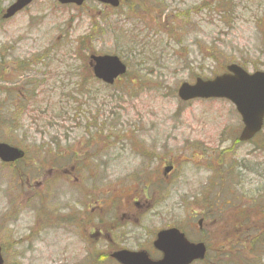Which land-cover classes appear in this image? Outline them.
Here are the masks:
<instances>
[{
  "label": "rangeland",
  "instance_id": "374dc122",
  "mask_svg": "<svg viewBox=\"0 0 264 264\" xmlns=\"http://www.w3.org/2000/svg\"><path fill=\"white\" fill-rule=\"evenodd\" d=\"M91 54L119 55L130 75L101 84ZM229 64L264 72V0H124L118 10L37 0L0 19V99L3 110L10 101L22 109L11 126L0 116V142L28 152L0 164L5 264H116L117 248L150 249L167 228L207 245V262L197 264L252 259L246 239L264 235V136L242 144L230 103L177 96L182 83ZM27 79L43 83L34 107L18 100ZM57 158L59 170L83 160L81 179L53 177ZM108 227L117 239L108 240ZM123 233L130 237L118 239Z\"/></svg>",
  "mask_w": 264,
  "mask_h": 264
},
{
  "label": "water",
  "instance_id": "95a60500",
  "mask_svg": "<svg viewBox=\"0 0 264 264\" xmlns=\"http://www.w3.org/2000/svg\"><path fill=\"white\" fill-rule=\"evenodd\" d=\"M33 0H17L10 6L3 19L14 17L27 7ZM61 4L82 5L86 0H58ZM114 8L120 6L122 0H93ZM90 66L95 77L106 84L113 85L115 80L127 72V66L117 56L93 55ZM229 74L204 81L197 79L194 85L183 84L179 90V97L183 101L191 99L225 98L230 100L240 113L245 128L240 141H248L256 135L263 126L264 120V73L248 74L241 67L231 65L227 68ZM24 155L18 149L0 144V159L14 162ZM156 249L163 254L158 262L151 261L144 253L121 251L113 257L121 264H191L203 260L206 254L204 244L189 243L185 236L177 229H169L158 234L154 243ZM0 264L3 260L0 254Z\"/></svg>",
  "mask_w": 264,
  "mask_h": 264
},
{
  "label": "trees",
  "instance_id": "16d2710c",
  "mask_svg": "<svg viewBox=\"0 0 264 264\" xmlns=\"http://www.w3.org/2000/svg\"><path fill=\"white\" fill-rule=\"evenodd\" d=\"M144 2H146V1H144ZM229 9H232L231 5H229ZM220 13L226 14V13H223V12H220ZM227 14H228V16H230V11ZM79 47H82V49L85 47V43L83 42V39L79 40ZM128 76H129V74H128ZM37 82H39V81L35 79V80H29V82L26 83V85L24 84L25 92L22 93L21 98H19L18 100L19 101L21 100V102H22V99L24 98V95H26L28 98H30V100L32 99L29 106H31L33 102L36 103L37 102V98H38L37 93L39 92V89L43 86V83L42 84L41 83L37 84ZM24 83H25V81H24ZM17 84L15 86H17ZM21 85H23V83H21ZM84 85L85 84H83V85L79 84V86L82 87V88L85 87ZM1 96L5 97L4 94L0 95V97ZM5 100H6L5 98L4 99H0V116L3 115L4 111H6V110H3V107H5V104H4ZM13 103L15 105V102H13V101L9 103L10 106L7 107L8 109L6 108L7 111H9V110L10 111H19L18 105L17 106L16 105L13 106ZM78 112H79V110L76 113H78ZM256 202H259V201H256ZM258 204L259 203H256L255 206H258ZM258 208L261 209V206L259 205ZM252 210H253L252 208L249 209V212H251ZM252 240L246 239V246H248V248L253 253L252 254L253 258L252 259L258 260L259 261L258 264H261V258L263 256L262 253L264 252V235H255V238H252ZM238 244L242 245L241 243H238ZM241 257H245V256L241 255ZM252 259H251V256H247V258L245 259L246 263H244L242 261H238V262H236V264H252L251 263ZM207 260H208V257L205 259V261L207 262Z\"/></svg>",
  "mask_w": 264,
  "mask_h": 264
},
{
  "label": "flooded vegetation",
  "instance_id": "af4514ba",
  "mask_svg": "<svg viewBox=\"0 0 264 264\" xmlns=\"http://www.w3.org/2000/svg\"><path fill=\"white\" fill-rule=\"evenodd\" d=\"M34 1H37V0H34ZM123 3H124V1H123ZM0 10H2V8H1V6H0ZM38 63V60H37V62H35V64L34 65H36ZM79 161V160H78ZM71 163H73L69 168H65L64 167V169H58V168H55L56 169V171H57V174L56 173H54L53 172V169H52V173H51V175L53 176V177H56L57 175L58 176H60L61 178H62V176H65V177H71L72 179H73V181H79L81 178V176H82V171H84L85 170V168H86V166H85V162L83 161V160H80L79 162H77V163H75L74 161H73V158L71 159V161L68 163V164H71ZM40 166L41 167H43L44 166V164H40ZM61 167H63V166H61ZM61 167H59V168H61ZM83 168V169H82ZM77 177H79V178H77ZM43 190H40V193L42 192ZM105 207H106V203H105ZM101 208V207H100ZM133 223H134V221L133 220H131V218H129L125 223H124V225H130V226H132L133 225ZM202 223H203V220H200L199 221V224L202 226ZM82 227H83V230L85 231V229L88 227V223H86V222H82ZM122 228V226L120 227V228H118V229H121ZM117 229V230H118ZM199 229H201V227L199 226ZM104 231L105 232H107V228H104ZM113 233H115V235L117 234V232L116 231H114V232H112V230H111V227H108V235H106L107 236V238H108V240H115V239H117V237L113 234ZM106 234V233H105ZM130 237V235H128V234H125V233H123L120 237H118V239H120V240H125V239H127V238H129ZM154 242V241H153ZM121 249V248H120ZM119 249V250H120ZM140 251H145L147 254H148V256L150 257V259H152V260H154V261H156V260H160L161 259V254L160 253H156L157 254V256H154L153 254H152V252H154L155 253V250H154V248H153V243H152V247L150 248V249H147V248H145V249H142V250H140Z\"/></svg>",
  "mask_w": 264,
  "mask_h": 264
}]
</instances>
